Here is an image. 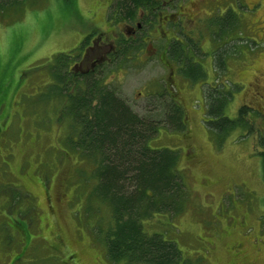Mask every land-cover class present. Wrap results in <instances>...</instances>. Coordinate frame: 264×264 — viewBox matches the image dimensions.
<instances>
[{"label": "rangeland", "instance_id": "rangeland-1", "mask_svg": "<svg viewBox=\"0 0 264 264\" xmlns=\"http://www.w3.org/2000/svg\"><path fill=\"white\" fill-rule=\"evenodd\" d=\"M117 2L24 0L0 9V264H118L106 252L114 220L96 196V167L69 143L79 119L59 116L65 92L44 94L54 65L73 60L88 37L87 44L106 38L107 49L117 39L138 42L124 64L100 74L140 118L172 113L167 90L186 117L185 131L163 121L149 139L151 149L177 152L185 187L169 213L141 222L145 232L176 243L189 264H264V0H158L159 13H141L139 34L137 24L129 34L111 20ZM172 38L189 47L204 80L180 71L174 50L186 56L167 51ZM72 66L61 67L64 75ZM211 94L224 96L213 105ZM210 105H226L223 115L233 120L249 106L256 132L238 129L222 141L207 127Z\"/></svg>", "mask_w": 264, "mask_h": 264}, {"label": "trees", "instance_id": "trees-1", "mask_svg": "<svg viewBox=\"0 0 264 264\" xmlns=\"http://www.w3.org/2000/svg\"><path fill=\"white\" fill-rule=\"evenodd\" d=\"M23 2L24 0H0V9ZM159 6L156 0H119L115 8L118 14L111 20L119 24L116 17L120 15V22H135L141 12H160ZM126 43L129 46L120 41V48L113 55V66L124 64L128 60L130 49L138 48V42L133 39ZM175 47L183 53L189 49H185V45L178 41L171 45V48ZM185 56L187 59L182 52L177 55L174 50L173 59L178 57V61L185 65L182 68L185 77L193 82L204 79L206 73L202 66L197 67L188 60L186 52ZM62 58V55L57 57ZM69 64L66 59L54 65L51 74L55 81L46 86L44 94L54 91L62 97L65 92V113L59 116L70 115L73 119H79V123L71 131L69 143L96 167V196L111 209L114 225L107 234L106 252L109 259L118 264H189V260L183 259L176 243L156 234L148 235L141 223L149 220L151 213H169L172 200L179 197L185 187L180 182L182 176L177 168V152L170 149L154 150L148 144L149 139L158 134L163 121L168 124L167 129L174 132L187 129L183 108L167 90L162 96L173 108L172 113L163 121L142 119L133 112L126 100L122 101L109 90L108 85V88L103 85L101 69L88 76L68 71L64 75L61 67L67 68ZM191 68L192 73L189 70ZM213 90L219 91L216 88ZM220 96L211 94L208 98L215 105ZM43 97H39V101L42 106H46L48 101L43 100ZM225 107L223 105L221 110L214 111L215 107L213 109L210 105L208 114L212 121L207 122V127L211 133H222L224 141L238 129H246L249 134L256 132L253 129L254 123L249 118L254 112L249 106L241 108L239 116L234 120L223 115ZM259 137V143L264 147V136L259 134ZM259 156L262 157L264 179V152H260ZM176 210L179 208L176 207Z\"/></svg>", "mask_w": 264, "mask_h": 264}, {"label": "flooded vegetation", "instance_id": "flooded-vegetation-1", "mask_svg": "<svg viewBox=\"0 0 264 264\" xmlns=\"http://www.w3.org/2000/svg\"><path fill=\"white\" fill-rule=\"evenodd\" d=\"M156 2H158V0H156ZM158 4L161 5V2H158ZM155 9H157V8H155ZM140 15H139V18L136 19L135 22H131V21L130 22H120L118 25L120 26L121 23L125 24L126 31H128L129 34L136 33V31L139 34V33H141L142 26L145 24V20L141 19ZM179 18H181V17L179 16ZM182 18H184L187 21L189 20V18H187L186 16H182ZM161 21L162 22L165 21L166 23H169L170 21H174V20L163 18V19H161ZM133 24L134 25L137 24L136 29H135L136 31L133 30V28H130V27H132L130 25H133ZM104 34L106 35V33H104ZM96 40H97V38L95 40H91V42H88V45L84 48H81L82 52L80 54H78L77 56L72 55L73 60L71 62L72 63L71 65H73L72 67H74V68L70 72L71 74H75V73L78 74L79 73L82 76H88L89 74H93V73L97 72L98 70H100L104 66H106L108 68L107 71H109V67H111V65H112L113 55L116 54L117 50L120 48L119 47V45H120L119 41H117L118 40L117 39L116 41H114L113 44L110 43L109 49H107L108 43H106V38H104V39L102 38V40L98 39L99 43H97L98 40L97 41ZM142 40H144L143 36H142ZM83 65H86L88 67L83 66ZM169 67L171 69H173V67H171V66H169ZM177 73H180V72L177 71ZM173 74L175 75V73L173 72L171 74V77ZM170 80H171V78H170ZM197 82L199 83L200 80ZM107 85L109 87V90L111 91L110 84H107ZM204 85H207V84L204 83ZM257 91H259V90L257 89Z\"/></svg>", "mask_w": 264, "mask_h": 264}]
</instances>
